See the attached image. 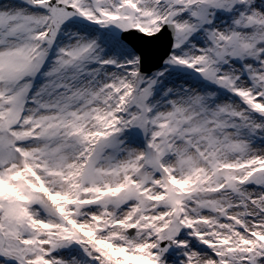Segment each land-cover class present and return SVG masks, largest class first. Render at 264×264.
Masks as SVG:
<instances>
[{
  "label": "snow or ice",
  "instance_id": "obj_1",
  "mask_svg": "<svg viewBox=\"0 0 264 264\" xmlns=\"http://www.w3.org/2000/svg\"><path fill=\"white\" fill-rule=\"evenodd\" d=\"M0 264H264V0H0Z\"/></svg>",
  "mask_w": 264,
  "mask_h": 264
}]
</instances>
